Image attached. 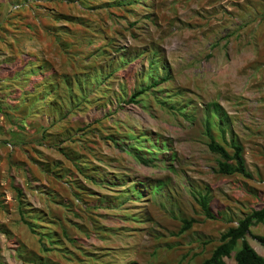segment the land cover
Segmentation results:
<instances>
[{"label":"rangeland","instance_id":"rangeland-1","mask_svg":"<svg viewBox=\"0 0 264 264\" xmlns=\"http://www.w3.org/2000/svg\"><path fill=\"white\" fill-rule=\"evenodd\" d=\"M263 206L264 0H0V264H200Z\"/></svg>","mask_w":264,"mask_h":264},{"label":"trees","instance_id":"trees-1","mask_svg":"<svg viewBox=\"0 0 264 264\" xmlns=\"http://www.w3.org/2000/svg\"><path fill=\"white\" fill-rule=\"evenodd\" d=\"M160 81L154 82L149 85L148 88L140 89L135 92L131 98V102H136L137 97L145 93L151 87L158 86ZM217 105V113H219ZM206 135L209 138V149L218 154L220 159L218 161V172L225 175L241 174L247 177H251V174L247 170L246 160L244 158V147L240 143H232L233 153H231L224 145L218 142L212 133L209 121L206 123ZM137 138V137H136ZM126 137H121L120 140H126ZM144 135L135 139L134 142L129 143L127 151L134 152L141 150L137 145L143 143ZM125 144H127L124 141ZM157 146V145H155ZM144 163L147 162L142 156L139 157ZM159 186L153 187V193L158 192ZM211 199L209 194L200 196V204L203 208L205 215L208 218H217L213 212L211 205ZM194 219H184L181 232L189 230L193 225ZM263 223L264 224V206L259 209H254L250 214L238 220L237 225L231 226L226 232L221 235V243L213 250L211 256L205 259L200 264H229L226 258L232 257L236 264H264V256L256 251V249L249 242L247 235L251 233V227ZM258 241L264 246V236H256ZM240 244V247L238 245Z\"/></svg>","mask_w":264,"mask_h":264}]
</instances>
